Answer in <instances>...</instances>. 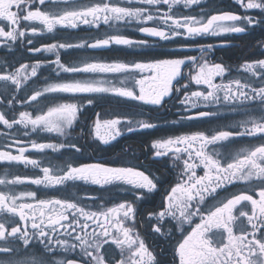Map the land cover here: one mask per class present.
<instances>
[{
    "label": "snow or ice",
    "instance_id": "6c2138e0",
    "mask_svg": "<svg viewBox=\"0 0 264 264\" xmlns=\"http://www.w3.org/2000/svg\"><path fill=\"white\" fill-rule=\"evenodd\" d=\"M202 0H0V47L12 51L13 46L32 45L36 35L54 33L58 28L78 29L81 25L114 28L117 23L133 20L137 30L159 41L176 37L194 39L204 36L241 34L249 25L264 26V0H234L243 13L222 12L200 15L185 12ZM167 6V11H161ZM156 9V14L152 9ZM259 10V19L249 14ZM159 21L164 27L149 22ZM39 24L42 27L38 28ZM148 40H134L119 29L104 37L77 43L54 42L28 49L34 53H56L55 59L0 64V126L5 135L16 133L11 147L0 150L5 165H31L42 176L19 175L0 178V264H159L145 237L137 226L140 215L137 205L145 193L159 190V178L131 164L110 166L99 162L75 163L78 157L63 166L42 165L25 155L30 149L61 153L84 150L75 139L59 143L25 144L24 136L47 133L69 138L87 106L98 99L115 97L137 102L148 110H159L167 99L178 98L180 108L173 124L192 129L194 121L216 117L221 110L245 117L234 125H226L209 133L203 130L184 131L151 143L155 159L167 158L176 178L157 208L148 213L145 223L157 237L179 238L172 245L173 264H264V59L242 64L236 76L221 63H210L207 53L213 45H199L200 56L188 55L180 45L170 58L106 62L83 59L64 63L59 49H128L147 48ZM264 48V41L260 42ZM264 55V53H262ZM45 64L54 65L55 82L45 77L43 87H34ZM191 66L185 78L184 68ZM192 85L197 86L195 90ZM22 94V95H21ZM68 97V99H64ZM46 101H51L47 103ZM17 104L35 109L21 110ZM215 108L216 111L211 109ZM258 112L257 115L253 113ZM126 126V127H124ZM157 124L146 119L135 120L113 115L96 118L88 126L87 135L93 142L109 146L124 134L150 130ZM236 129V130H233ZM248 140L249 146L224 154L217 147H226ZM82 182L109 192L130 194L122 199L100 204L91 210L79 201L66 198H42L26 185L44 189H61L68 183ZM242 183L248 187L232 192L230 186ZM254 193V194H253ZM215 201L211 206L206 198ZM95 201L97 197L89 196ZM172 224L175 225L173 229ZM185 225L188 227L185 228ZM119 250V256L115 255ZM60 252L71 253L64 260L54 259Z\"/></svg>",
    "mask_w": 264,
    "mask_h": 264
},
{
    "label": "flooded vegetation",
    "instance_id": "af4514ba",
    "mask_svg": "<svg viewBox=\"0 0 264 264\" xmlns=\"http://www.w3.org/2000/svg\"><path fill=\"white\" fill-rule=\"evenodd\" d=\"M79 3H88L89 0H78ZM125 4L127 0H124ZM201 9H204L206 13H222L232 12L236 14L243 13L244 9L240 8L238 4L234 3V0H202L199 6H194L191 9L185 10L181 6L177 15L187 12L191 15H200ZM156 14V9H152ZM161 11H167V6H162ZM259 10H250L249 14L255 19H259ZM153 23L164 27L159 21L149 22V26ZM141 25H138L134 20L128 24L117 23L114 28H109L108 25L101 24L97 28H89L88 26L81 25L78 29H63L58 28L54 33L44 32L43 35H36L30 38L34 43L28 45L24 43L13 46L11 52L7 48L0 47V64L4 63H16L18 61L32 64L37 61L47 62L55 59L56 53L40 52L34 53L29 51L30 48L41 47L42 45H48L54 42L62 43H77L83 40H94L97 37H104L107 34H112L119 29V32L134 40H148L150 45L147 48L128 49L125 47L112 46L109 49L91 50V49H59L61 60L64 63H75L85 58L102 60L106 62L115 61H142L153 59L170 58L174 55H183V53L177 52V48L180 45H186L188 48V55H195L199 58L200 49L199 45H213L212 51L207 53V59L210 63H221L225 66L232 76L237 75L239 67L245 62L254 61L256 59H264V48L261 47L260 42L264 41V26L249 25L248 30L245 33L235 34L228 33L220 36H204L196 37L194 39H184L183 37H176L172 41H159L158 38L147 37L140 33L137 29ZM36 27L40 28L41 25L37 24ZM54 65L45 64L40 69L39 81L33 85L34 87H43L45 77L49 82H55V73L51 71ZM192 71L191 66L184 68L185 78L181 80V85L188 82L187 73ZM193 90L197 86H191ZM2 91V89H0ZM22 95V94H21ZM3 99V97H0ZM68 99V97H64ZM51 103V101H46ZM3 106H0L2 110ZM17 108L21 110L35 111V109L28 108L27 106H21L17 104ZM180 108L178 98L173 96L171 99H167L163 108L157 110H148V106L137 104L134 101H127L115 97H105L98 99L93 106H87L82 114L79 116V120L74 127L77 135L74 138L56 137L47 133H32L30 136L23 135V129H20L19 139L25 144L35 140L37 142H53L59 143L65 139H75L79 146L84 150L83 155L76 154L74 149H65L61 153L52 152L50 149L43 153L29 150L25 153L29 158L37 159L42 165L47 166L49 163L63 166L65 161L72 160L74 156L78 157L74 160L75 163H95L99 162L110 166H120L122 164H131L137 168L150 172L159 178V190L153 193H145V200L141 201L137 207L140 215L137 217V226L140 233L145 237L151 250L154 251L159 264H173L172 245L175 240L179 238V232H175L171 240L165 237H157L156 234L151 232L150 227L145 223L140 226V221H147L148 213L157 208L167 190L173 184L176 178V172L172 169L170 162L165 163L167 158L155 159L151 155V143L155 140L166 139L173 135L182 134L184 131H197L203 130L209 133L214 132L217 128H222L226 125H234L239 120L245 118L237 113L221 110L220 114L216 117L206 118L200 121H194L195 127L192 129L182 128L179 123L173 124L172 121L177 119V109ZM216 111L215 108L211 109ZM96 113H100L101 118H113V115H117L124 118H134L135 120L146 119L157 124V127L150 130H137L128 133L126 130L124 134L116 141L112 142L109 146L100 145L98 142H93L90 137L84 135L81 137L82 132L87 133L88 126H90L95 119ZM258 116V112L253 113ZM126 127V126H124ZM236 130V129H233ZM6 130L0 126V150H4L5 145H9L8 151L12 154L18 155L15 147H11L13 139L16 137V133L11 135H5ZM80 134V135H78ZM251 138H244L241 142L220 147L217 146L224 154L229 152L235 153L243 148L249 146L248 140ZM19 175L21 177H33L42 176V172L39 168H33L31 165H5L0 162V178L6 176ZM29 190H36L40 193L41 197L48 198H66L71 201H79L82 205L96 210L100 204L107 203V206H112L114 198L117 192H109L100 189L98 186L85 185L82 182H69L67 187L61 189L42 187L38 188L36 185L24 186ZM248 187L242 183L230 186L232 192L239 191L242 188ZM96 188V190H95ZM94 191V192H93ZM92 192V193H91ZM254 194V193H253ZM89 196L97 197L95 201L87 199ZM118 196V197H117ZM131 199L130 194L118 193L115 196V201L119 199ZM215 201L212 197L206 198V203L211 206ZM173 229L175 225L172 224ZM188 226L185 225V228ZM66 255L71 253L60 252L54 259L63 261ZM115 255L119 256V250H115Z\"/></svg>",
    "mask_w": 264,
    "mask_h": 264
},
{
    "label": "rangeland",
    "instance_id": "374dc122",
    "mask_svg": "<svg viewBox=\"0 0 264 264\" xmlns=\"http://www.w3.org/2000/svg\"><path fill=\"white\" fill-rule=\"evenodd\" d=\"M95 118H96V116H95ZM77 133L78 132H76V130L74 131V130H72V137L74 138V136H76L77 135ZM78 135H80V134H78ZM91 139V138H90ZM89 186H92V185H89ZM95 190H96V188H95ZM94 192V191H93ZM92 193V192H91ZM118 194V193H117ZM117 194H115V196L117 195ZM115 196H112V199L114 198V201H115ZM118 197V196H117ZM125 199V198H124ZM119 200H121V199H119ZM118 200V201H119ZM145 200V199H144Z\"/></svg>",
    "mask_w": 264,
    "mask_h": 264
}]
</instances>
